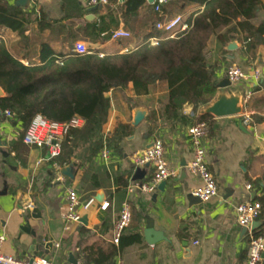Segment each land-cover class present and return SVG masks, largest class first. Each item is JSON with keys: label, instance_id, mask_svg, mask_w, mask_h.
<instances>
[{"label": "crops", "instance_id": "crops-1", "mask_svg": "<svg viewBox=\"0 0 264 264\" xmlns=\"http://www.w3.org/2000/svg\"><path fill=\"white\" fill-rule=\"evenodd\" d=\"M20 1L8 0L26 15L25 33L21 36L0 26V40L24 66L40 64L44 50L66 56L75 50L76 43H83L88 50L101 55L121 54L147 39L166 36L141 16L139 29L130 32V39L90 44L86 38L87 24L104 16L106 6L90 12L89 0H28L19 4ZM198 9V5L177 9L168 4L163 8V16L155 18V22L176 16L185 22ZM263 20L261 14L255 23ZM118 28L125 29L121 20ZM224 31L221 28L218 34ZM230 43L236 44L237 49L228 51ZM240 48L236 39L223 47L213 37L205 51L209 65L216 69L217 84L227 79L226 70L233 64L239 65L248 76L259 74L257 80L250 78L231 86L232 90L244 93L240 116H206L210 120L204 141L205 160L218 188L217 195L207 202L190 200L199 182L182 166L191 160L188 125L180 121L165 123L158 116L153 123L149 121L150 114L158 113L160 104L166 103L164 83L153 86L146 96L135 95L131 85L110 91L107 95L110 114L102 134L111 141L121 140L105 146L110 152L108 163L100 153L89 159L86 150L78 151L72 163L61 167V181H56L57 171L54 162L48 159L47 150L25 143L21 125L9 119L2 121L0 141L5 145L0 148V236L5 238L2 252L17 259L43 258L51 264H84L82 252L87 248L113 245L117 250L114 264H246L249 233L264 238V218L254 222V229V223L243 229L236 223L234 209L264 195V47L257 49L255 57L244 56ZM0 91V97H4L1 88ZM248 92L251 96L244 103ZM138 111L145 117L133 126ZM191 114L194 113L187 114L190 119ZM194 115L191 123L199 117L198 111ZM247 115L250 122L244 124ZM120 126H128L129 130L116 134ZM155 139L162 141L165 159L170 168L178 170V176L166 182L163 192L157 189L152 194L127 195L130 184L151 182L153 169L134 167L130 157L145 150ZM68 187L77 191L81 204L94 200L88 210L79 211L80 219L86 218V225L78 222L66 226L64 222ZM125 200L130 206L131 223L118 245H114L112 230ZM105 203L108 207L102 209ZM29 204L32 208L25 209ZM147 219L152 220L154 230L161 232L164 240L153 245L145 242Z\"/></svg>", "mask_w": 264, "mask_h": 264}, {"label": "trees", "instance_id": "trees-1", "mask_svg": "<svg viewBox=\"0 0 264 264\" xmlns=\"http://www.w3.org/2000/svg\"><path fill=\"white\" fill-rule=\"evenodd\" d=\"M108 2L106 14L87 24L86 38L90 44L110 40L120 20L131 33L138 31L141 16L147 22L156 23L158 15L146 0ZM169 4L177 9L198 5L199 9L186 18L185 29L173 35L157 36L155 43L147 39L121 54L101 55L87 49L84 54L72 50L65 56L44 50L40 64L24 66L0 40L2 113L9 111V120L21 125L24 131L36 115L60 124L80 118L83 126L68 131L60 156L53 160L59 167L72 163L80 150H86L89 159H93L105 146L121 140L114 139V142L102 134L110 114L107 95L112 90L131 85L135 95L146 96L153 86L164 83L166 103L160 104L158 113L150 114V123L158 116L165 123L180 121L189 125L193 119L187 114H195L217 93L216 69L209 65L205 52L210 39L215 37L223 47L236 39L244 56L255 57L257 49L264 47V20L255 23L264 15V0H170ZM25 24L28 19L21 9L12 7L8 0H0L1 27L23 36ZM221 28L225 31L218 34ZM195 119L206 123L210 120L206 116ZM128 130V126H120L116 134ZM126 185L124 182L123 187ZM254 202L261 206L258 219L264 218V195ZM116 253L113 245L97 246L84 250L82 258L84 264H114Z\"/></svg>", "mask_w": 264, "mask_h": 264}, {"label": "built area", "instance_id": "built-area-1", "mask_svg": "<svg viewBox=\"0 0 264 264\" xmlns=\"http://www.w3.org/2000/svg\"><path fill=\"white\" fill-rule=\"evenodd\" d=\"M121 2L120 0H118ZM170 0H154L152 6L154 12L161 18L163 15V8L169 4ZM89 6H102L105 7L109 4L108 0H89ZM156 31L162 32L166 35H173L177 31L185 29V22L181 16H176L168 21L158 20L154 24ZM131 33L123 28H118L113 31L110 36V41L116 42L120 40H128L131 38ZM157 38H152L150 42L155 43ZM75 52L84 54L87 48L83 43H76ZM258 72L252 75H247L243 72L239 65L233 64L226 70V78L231 86L238 85L248 79H258ZM251 96L248 92L244 97V103H247ZM4 120L10 119L11 114L9 111L2 113ZM195 115L191 114V118ZM250 116L247 115L243 118V123L248 124ZM83 126V121L74 117L67 123L50 122L36 115L32 118L27 129L25 130V143L32 144L38 148H45L47 150L48 159L53 161L61 154V144L71 129H78ZM208 126L204 121H195L188 125L186 134L191 144V160L185 166L186 172L196 178L199 186L193 191L192 195L198 198L201 202H207L215 197L218 193V188L215 179L208 170L205 160V139L207 137ZM100 156L105 163L109 162L110 152L107 147H104L100 152ZM131 163L136 168L151 167L153 169V177L148 184L133 183L127 187V195L134 192L152 194L162 182H168L178 176V170L169 167L165 159V148L161 140L155 139L152 142V147L145 149L139 153H135L130 157ZM54 167L57 171L56 181L62 180L60 173L61 167L54 162ZM246 188L249 190L250 186ZM94 204V200L90 199L86 203L81 204L77 191L74 188L68 187L66 189V213L64 215V222L66 226L77 224L80 220V208L88 210ZM108 204L105 203L101 206L106 209ZM31 204L27 205L25 209H31ZM236 223L240 228L249 229L251 225L258 219L261 206L257 202H247L239 204L234 209ZM131 223V210L128 201L125 200L119 211L118 218L112 230L111 242L118 245L120 239L126 229ZM5 241L4 236H0V264H51L43 258H34L32 260L17 259L12 256L6 255L2 252V245ZM264 254V238L255 237L251 232L249 233V242L247 250L246 264H260L262 255ZM118 264H122L119 262Z\"/></svg>", "mask_w": 264, "mask_h": 264}, {"label": "water", "instance_id": "water-1", "mask_svg": "<svg viewBox=\"0 0 264 264\" xmlns=\"http://www.w3.org/2000/svg\"><path fill=\"white\" fill-rule=\"evenodd\" d=\"M123 2L124 0H120ZM23 2H28V0H22L18 2L19 4ZM148 4L152 5L154 0H147ZM102 6H95L92 7L89 11L93 12L98 9H101ZM237 49L236 44L230 43L227 46V50L232 52ZM244 93L241 91H234L231 89L230 82L228 79L222 80L221 82H218L217 84V93L213 100L199 108L198 110V116L199 117H205V116H210L213 118H227V117H236L240 116L243 113V105H242V97ZM0 96H1V91H0ZM145 114L143 112H136L134 121H133V126H137L144 120ZM2 111L0 109V123H2ZM5 145H3L0 141V148L3 149ZM152 144H150L146 149L151 148ZM3 154V153H1ZM183 167H185V164H182ZM69 172V170H68ZM166 185V182H162L158 186V190L163 192L164 187ZM255 194L252 195L254 197ZM98 200L101 199V196L97 198ZM191 203L192 202H200L198 198L196 197H190ZM34 214H36L34 212ZM34 217V216H33ZM38 217V215H37ZM79 223H82L83 225H86V218L83 217L79 220ZM254 225L252 226V229H254ZM28 231V230H25ZM144 235V240L147 244L153 245L154 243L158 242L159 240H164L161 232H157L154 230L153 222L151 219H147L146 222V227L143 232ZM262 260L264 261V254L262 255Z\"/></svg>", "mask_w": 264, "mask_h": 264}]
</instances>
